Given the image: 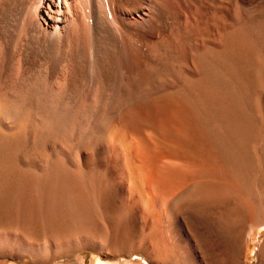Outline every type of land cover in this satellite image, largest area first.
<instances>
[{
	"label": "bare ground",
	"instance_id": "6f19581e",
	"mask_svg": "<svg viewBox=\"0 0 264 264\" xmlns=\"http://www.w3.org/2000/svg\"><path fill=\"white\" fill-rule=\"evenodd\" d=\"M263 177L264 0H0V264H246Z\"/></svg>",
	"mask_w": 264,
	"mask_h": 264
},
{
	"label": "rangeland",
	"instance_id": "374dc122",
	"mask_svg": "<svg viewBox=\"0 0 264 264\" xmlns=\"http://www.w3.org/2000/svg\"><path fill=\"white\" fill-rule=\"evenodd\" d=\"M263 178H261V180H264ZM247 239H248L249 247H248V252H247L246 264H257L259 260L260 248L262 246V243L264 242V226L257 227L253 231H250L249 233H247ZM80 257H85L87 264H94L92 260L93 253L92 251H89V250H84V252L80 253L79 255L62 257L60 261L64 262L63 264H68V262L71 264V262L76 261ZM139 258L140 257H138V259ZM141 260L145 262L143 258H141ZM8 261L12 262L14 260L12 258H9ZM57 263L58 262H56L55 264Z\"/></svg>",
	"mask_w": 264,
	"mask_h": 264
}]
</instances>
